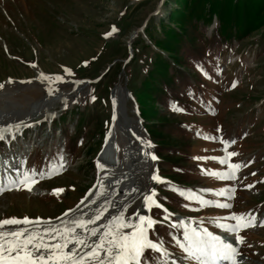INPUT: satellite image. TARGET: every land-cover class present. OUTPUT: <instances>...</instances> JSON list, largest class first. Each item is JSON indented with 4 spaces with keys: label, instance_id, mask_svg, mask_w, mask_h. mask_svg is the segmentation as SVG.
<instances>
[{
    "label": "rangeland",
    "instance_id": "1",
    "mask_svg": "<svg viewBox=\"0 0 264 264\" xmlns=\"http://www.w3.org/2000/svg\"><path fill=\"white\" fill-rule=\"evenodd\" d=\"M169 2L170 0H0V90L7 93L6 96L20 93L39 80H44L47 85L45 87L51 88L49 92H42L37 99L29 100V106H22L24 108L11 99L4 103L9 108L4 110H8L7 113L12 118L28 115L26 121L30 119L28 123L34 125L22 136V124L17 126L18 130L14 127L17 133L4 136V140L12 141L6 142L1 148L0 158L5 156V160H10L11 155L12 158L16 157L23 173L37 176L35 180L38 183L19 192H5L0 196V224H5L9 216L26 217L30 222L38 219L39 224H50L54 219L62 218L65 215H57L64 209L71 211L77 204L74 207L72 205L87 187H91L90 194L98 175V163L95 162L101 160L104 171L112 173L111 182L106 185L99 198L102 203L89 209L87 213L95 218L99 211L102 216L106 213L117 216L113 218L116 229L109 235L105 233L98 237L99 242L105 244L103 260L112 259V263L114 262L117 257L112 252L114 245L119 248L120 253L132 245L135 232L128 226L132 227L141 219L140 213L139 218H136L134 209L139 206L140 195L146 193L144 188L148 185L147 178L156 169L167 176L170 172L168 168H172L163 163L152 162L147 155L152 150L135 142L139 138L148 137L136 115L134 99L128 91L130 89L133 92L146 71L151 68L152 53L157 51L148 45L144 31L151 26L152 31L158 32L161 21L164 26H168L167 15L174 7ZM173 26L169 24V27ZM210 30L204 29L205 37H210ZM260 34L261 32H255L248 39L231 46L236 49L233 52L237 60L234 64L235 57L232 58L233 54L225 47L209 50L213 66L203 60L195 63L193 57L187 59L190 64L182 69L179 84L175 81L167 89L168 98L182 94L192 97L190 99L195 108L189 111L195 112L197 118L189 119L201 126L196 124L192 129L181 121L184 118L181 116L183 113L179 112L184 108L182 105H178L173 116L170 115L172 112L169 104L164 105L162 102L157 109L158 113L171 116L169 121L177 131L172 133L173 140H170L173 147L185 150L187 140L189 152L202 156L199 160L202 163L199 164L205 170L215 165L225 168L236 161L241 162L245 168L255 164L246 171L250 180L244 182L240 179L242 193L235 202V209L244 211L246 215L252 211L264 214V184L259 185V190L255 191V184L251 183L254 173L261 174L264 178V38ZM137 43L139 45H135ZM131 45H134L132 49ZM94 58H97L96 61L90 62ZM78 67L81 69L75 72ZM195 73L202 77L198 85H195L193 78ZM95 79L98 80L94 84ZM186 83L193 87L189 93L186 91ZM52 102L55 104L50 109H42L45 104ZM73 111L84 114L79 116V126L75 123L77 116L68 115ZM64 113L67 117L63 128L69 135L83 131L80 138L87 143L85 146L81 139L73 137L74 147L69 154L63 152L64 140L60 132L53 128L54 121L52 122L59 114ZM48 115L52 117L50 123L37 125L42 117L44 119ZM2 118L3 114L0 112V121L4 119ZM195 128L202 130L197 131ZM100 130L105 131V140L110 133L112 142L107 145L105 152H101L103 144L94 158L95 166L92 169L89 165L99 146V140L95 137ZM136 134L140 137H136ZM180 135L185 140L180 139ZM234 141L243 154L234 149ZM225 144L231 145L229 152L232 155L229 158L223 152ZM183 154L184 158L178 166L181 170L176 171L183 174L182 179L187 186L215 185V181L207 180L205 175L194 170L192 162L187 159V150ZM125 159L128 161L127 166L118 171V163L126 161ZM218 161L223 164L219 165ZM210 171L207 176H218L216 171ZM120 179L119 187L133 186L129 189L131 193L126 192V197L122 199L117 192L118 182L113 185ZM129 181L132 185L128 184ZM71 185L72 190L57 197L58 200L48 197L50 188ZM98 186L97 183L96 187ZM263 232L264 229H258L248 233L247 237L256 234L264 239ZM187 238L192 241L195 237L193 233L187 232ZM256 241L261 242L260 239ZM263 244L264 242L261 243L262 246ZM176 253L178 255L175 258L169 259L175 261L173 264H187L190 260L194 261L193 264H198V258L187 253L184 247L179 246ZM242 258L244 262L241 264H264V247L262 252L259 245L249 247ZM163 260L167 261V258ZM164 261L161 262L165 264ZM162 263L157 260L152 264Z\"/></svg>",
    "mask_w": 264,
    "mask_h": 264
},
{
    "label": "trees",
    "instance_id": "2",
    "mask_svg": "<svg viewBox=\"0 0 264 264\" xmlns=\"http://www.w3.org/2000/svg\"><path fill=\"white\" fill-rule=\"evenodd\" d=\"M169 3L174 7L166 22L174 26H164L161 21L158 32L152 31L151 26L145 31L158 52L152 53L151 68L133 90L141 117L157 123L150 134L163 151L173 147L171 130L165 129L171 121L158 113L156 104L166 96L164 87L189 67L187 59L202 58L206 47L240 41L255 32H261L264 38V0H170ZM214 18L218 25L207 39L203 28L211 25Z\"/></svg>",
    "mask_w": 264,
    "mask_h": 264
},
{
    "label": "bare ground",
    "instance_id": "3",
    "mask_svg": "<svg viewBox=\"0 0 264 264\" xmlns=\"http://www.w3.org/2000/svg\"><path fill=\"white\" fill-rule=\"evenodd\" d=\"M34 83L35 85L26 87L23 92L8 94L7 96V93L5 94L3 90H0V112L3 114L4 118H2L3 120L0 121V136H4L7 133L13 134L15 132L14 127L18 130L17 126L30 122V119L26 121L28 115L18 116L16 114L18 117L16 116L12 118L11 115L7 113L8 110H4L9 109L4 105L7 100L9 102L11 99V101L17 102L21 108H24L22 106H29V104H27L29 103V100L33 101L37 99L44 91H51V88L49 89L45 87L46 83L44 84V80L35 81ZM47 84L49 83L47 82ZM8 91L10 90L8 89ZM54 104L55 102L47 103L42 109H50ZM42 109L40 110L41 112L43 111ZM5 162L6 161H4L1 157L0 178L2 179L1 181L11 179V188L16 182L13 175H16V173H21V171L19 170L18 172L14 173L13 171L18 169L19 166H14L13 169L11 166L6 165ZM126 164H128V161L118 163L117 170H123L126 167ZM11 168L12 171L10 170ZM2 169H6L8 173V175L5 177L3 171H1ZM28 178L30 180L34 177L29 176ZM111 178L112 173H107L104 171V169H101L98 176L99 186L96 187L92 193V196H90L84 202V204L80 205L71 214L61 218L60 220L52 222L50 225L39 226L31 224L29 226L20 228L19 230H4V232L0 231V264H113L112 259H105L106 261L103 260V247L105 244H101L98 240V237L100 234L105 233L109 235L110 232L116 229L115 225H113V218L117 216H114V214L112 215L111 213H106L104 216L100 214V219L97 218L96 221L92 222V224H87L82 228L84 231L79 230L81 227L77 229L74 222H79L83 219H86L87 216L85 215V212L88 209H91L94 204L100 205L102 203L99 198L104 192L103 189L107 187L106 185H110L109 183L111 182ZM113 185H116V182H114ZM131 188H133V186H129V188H117L120 198H125L126 192L131 193V190L129 191ZM48 239H51L52 242L47 243L46 240ZM58 243H60V245L57 247L53 245ZM106 245H108V243ZM131 246H133V244ZM136 256V250H131L129 252L126 250L125 252L122 251L119 256L117 255L115 260L117 263L123 258V263H128Z\"/></svg>",
    "mask_w": 264,
    "mask_h": 264
}]
</instances>
